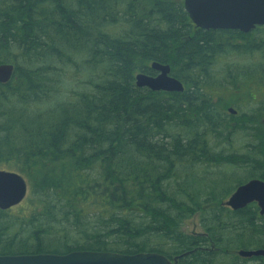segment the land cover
Instances as JSON below:
<instances>
[{"label": "trees", "instance_id": "1", "mask_svg": "<svg viewBox=\"0 0 264 264\" xmlns=\"http://www.w3.org/2000/svg\"><path fill=\"white\" fill-rule=\"evenodd\" d=\"M154 62L185 91L138 88ZM2 64L0 170L30 192L0 210V255L264 248L263 219L221 206L230 167L264 177V27L205 31L179 0H0ZM196 216L204 235L182 230Z\"/></svg>", "mask_w": 264, "mask_h": 264}, {"label": "water", "instance_id": "2", "mask_svg": "<svg viewBox=\"0 0 264 264\" xmlns=\"http://www.w3.org/2000/svg\"><path fill=\"white\" fill-rule=\"evenodd\" d=\"M184 9L191 22L205 31L238 30L248 34L257 27H264V0H184ZM151 67L157 75L137 74L135 84L138 88L165 93L185 91L184 84L171 75L169 65L154 62ZM14 73V65H0V83H9ZM229 113L237 112L229 109ZM28 193L29 185L22 175L0 170L1 211H9L21 205ZM251 202H257L261 214L264 215V182L254 180L239 187L226 205L239 210ZM240 255L247 258H264V249L241 251ZM179 258L182 256L175 258L173 263L157 253L123 255L113 252L74 251L64 255H0V264H178Z\"/></svg>", "mask_w": 264, "mask_h": 264}, {"label": "flooded vegetation", "instance_id": "3", "mask_svg": "<svg viewBox=\"0 0 264 264\" xmlns=\"http://www.w3.org/2000/svg\"><path fill=\"white\" fill-rule=\"evenodd\" d=\"M257 28H259V27H257ZM212 31H220V32L234 31V32L242 33L241 31H238V30H212ZM242 34H246V33H242ZM243 169L249 170L246 167H230L229 170L227 171V175L225 176V182L230 184L231 182L234 181V185H233L234 190L232 192H230L229 195L223 201H221V206H224L225 208H227L229 210V212H232V213L243 212L241 215L242 216H248L249 219H251V220L253 218H255V219H263L264 220V215L261 214V208L259 207V204L257 202H251L245 208H242V209H239V210H234L231 207L226 205V203L230 200L232 195L237 191V189L239 187H241L243 185H246L249 182L254 181V180H259V181L264 182V177H261V176L248 177L246 175L247 172L243 173ZM248 174H250V173H248ZM244 176L248 177V179L247 180H243ZM192 234L195 235V236L204 235V232L192 233ZM205 236L209 238L208 234H205ZM232 241H234L235 243H241L242 242L241 239L238 238V237H233ZM209 245H210V247L209 248L206 247L205 249L207 251H209L212 254V256H215L216 253H221V254L226 256V259L224 257H221L222 259L226 260V262L222 261L221 264H264V258L263 257L247 258V257H242L240 255L241 251H257V250H262L264 248L251 247V248H248V249H244L243 247H241V248H237V249H234V250H230V249L222 250L220 247L217 246V244H216V242H215V240H214V238L212 236H211V238H209ZM175 258H177V257H175ZM175 258H173L170 261H172L174 263ZM180 261H181V259L179 258L178 259V264H180ZM218 264H220V263L218 262Z\"/></svg>", "mask_w": 264, "mask_h": 264}, {"label": "rangeland", "instance_id": "4", "mask_svg": "<svg viewBox=\"0 0 264 264\" xmlns=\"http://www.w3.org/2000/svg\"><path fill=\"white\" fill-rule=\"evenodd\" d=\"M180 2L184 3V0H179ZM241 97V96H240ZM240 98H233L229 95H226L225 98H223V105L225 106L226 110L229 109H235L237 110L238 108H235L237 104H239ZM241 104V103H240ZM228 146V145H227ZM239 147V143H233L231 148H238ZM230 148V147H228ZM30 192V189H29ZM182 230L187 233V234H192V233H201L202 232V228L200 227V221L199 218L196 216L194 218H192L191 220L187 221L185 223V225L182 227Z\"/></svg>", "mask_w": 264, "mask_h": 264}]
</instances>
